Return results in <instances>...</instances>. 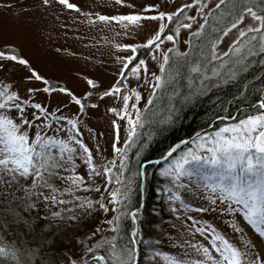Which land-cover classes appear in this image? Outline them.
Listing matches in <instances>:
<instances>
[{
    "label": "snow or ice",
    "instance_id": "snow-or-ice-1",
    "mask_svg": "<svg viewBox=\"0 0 264 264\" xmlns=\"http://www.w3.org/2000/svg\"><path fill=\"white\" fill-rule=\"evenodd\" d=\"M14 2L15 0H0V7L7 8ZM56 2L67 9L80 11L79 5L70 2V0H56ZM205 2L206 0H190L187 4L181 3L175 7L174 11L167 10L163 4L157 2L143 6L149 10L148 12L130 11L126 14L116 15L86 13L90 19L131 22L133 26H138L141 29L146 27L145 20L159 22L158 26L150 31L141 44L117 43L115 45L116 48L130 49L132 55L123 57L121 67L117 71V82L112 83L106 90H100L96 95V102L92 105L94 108L97 107L100 98L110 94H119L123 88L124 91L121 94L123 109L113 107L108 108V111L127 118L130 128L129 139L132 138V134L136 132L137 126L142 120L141 113L135 103L131 104L135 116L127 111L130 93L137 99L140 97V92L136 91L135 86L130 87V82L125 83L124 71L130 67L128 61H131L132 56L136 55L139 47L150 45L159 49L162 33L167 26L166 21H173L177 13L183 17L185 13L182 10L192 5H200L196 10L203 15ZM116 3L125 4L126 0H116ZM224 3L225 0H217L213 8L220 10ZM51 6H54V0H38V2L28 3L27 7L21 2L17 5V10L26 12L30 8ZM130 6L135 7L134 5ZM209 11L211 12V10ZM245 13L251 17V21L238 29V35L229 45V51L238 55V59L232 62L229 78H234L239 72L246 69L245 56L264 53V12L258 14L254 8L244 7L242 12L227 22L225 27L217 28L216 31L220 35L227 34L230 29L241 25L245 19ZM213 15L214 19L222 20L225 13ZM187 20L193 21L195 17L188 16ZM175 22L176 33L179 32L181 26L190 27L188 23L181 25L178 18ZM127 26L128 24L125 23V27ZM203 28L204 22L200 24L194 34L199 36ZM192 34L190 33V35ZM174 38L173 33L166 36L169 41H173ZM219 40L220 36H217L211 42L212 60H219L216 55V44L219 43ZM177 55L182 56L183 53L177 50ZM220 55L227 57L228 53L221 52ZM168 62L169 53L165 51L160 63L161 74H152V79L155 81L151 85L153 92L164 82L163 72ZM228 62L227 59L219 61L221 66ZM133 63L134 66L131 67L129 75L139 76V69L142 67L147 71L145 60L140 59L139 63ZM17 70H20L19 81L11 79V73ZM201 71L199 61L191 65L190 72L200 73ZM211 75L217 76L218 82H224L220 79L216 68H213ZM0 77L8 80V82L0 80V235H15V242L11 245L0 244V257L3 258L0 259V264H96V260L88 254L93 251V248H100L106 244L111 245L108 251L115 264H137L138 249L135 245L137 244L138 229L135 227L131 229L132 238L119 247L113 243L117 237L112 236L107 240L97 241L93 248L85 246L80 255L71 249L61 247L56 233L53 231L54 223L57 224V228L59 227L58 218L61 217V214L59 211H51L52 205L69 203L71 199L82 200V197L74 195L78 188L96 187L98 189L100 187L99 185L85 184L84 177L75 170L74 155L83 158L89 169V178L95 174V169L99 167L93 163L91 150L88 146L72 134L79 131L77 125L84 121L88 115L85 111L86 106L82 102V96L77 95L71 87L63 84L54 87L51 77L34 67L32 61L21 54L14 43L6 42L0 46ZM84 79L87 85L93 86V91H95L99 80L88 76H85ZM201 79L204 77L201 76ZM13 84L16 86L13 87ZM93 91H85L83 97L92 100ZM200 91L197 88L189 92L183 97L184 101L191 103ZM57 92L64 94L66 99H57L55 97ZM43 93L49 95L45 97L42 95ZM35 97H39L40 102H37ZM151 100L152 97L149 96L148 102L151 103ZM66 101L74 102L79 107V111L71 119L62 114L58 115L60 108L67 106ZM172 111V109L169 110V114L163 118L162 122H175ZM77 116H79V120L76 118ZM216 118L219 119V117ZM60 120H67L68 125L71 126L68 128L69 135L66 139L46 134L47 126L54 122L57 125L56 130L59 131ZM224 120L229 122H222L218 128L211 132L197 134L192 141L194 147L181 150L179 155L172 158L170 164L160 169V173L162 176L171 177L174 186L187 188L191 192H195L199 188L209 193L207 199L210 201V205L199 207L197 211L239 214L253 232L250 235L246 234L243 225L236 220L235 216H230L231 227L240 233L241 243L237 244L222 234L208 220L199 221L200 227H196V219L189 217L192 224L188 226V230L194 229L201 235L210 232V246L199 244V248L196 249L202 257L199 259L187 256L180 258L167 251L148 249V252L153 253L154 256L164 258L165 264H264V255H262L264 254V99L258 100L255 106H248L246 113L239 119L225 116ZM112 124L115 125L116 121L113 120ZM31 128H34L32 134L29 132ZM118 138L117 135L116 139ZM69 141L78 143L81 151L75 152ZM128 142L125 140V145ZM54 147L59 150L53 151ZM112 147L120 155L119 168L122 172L125 167L122 155L124 150L118 148L115 143ZM176 148L178 145L170 146L164 155L173 153ZM112 171L109 166L103 167V172L108 174L106 179L109 182H112L113 179L117 182L116 187L110 190L109 196L114 205V211H118L107 223L112 229L119 230L118 221L125 212L120 202H127L130 198L129 186L131 182H128V186L120 184L119 181L124 177L120 175V172H117L113 177ZM193 184L196 185V188L192 187ZM164 191H168V188L165 187ZM65 193L69 195L68 200L63 197ZM170 199L179 200L180 207L185 210L194 207L192 203H185L179 194H173ZM97 203L101 209L107 211V206L103 203V195ZM79 207L91 210L93 202L83 200ZM131 211L136 213L137 209L132 208ZM132 218L135 220L137 217L133 215ZM68 219L75 222L78 216L73 214ZM204 225H208V227L205 228ZM89 235H95V233L90 232ZM186 246L187 244L181 245V247ZM95 257L98 258L100 264H103L107 259L99 251L95 252Z\"/></svg>",
    "mask_w": 264,
    "mask_h": 264
},
{
    "label": "rangeland",
    "instance_id": "rangeland-1",
    "mask_svg": "<svg viewBox=\"0 0 264 264\" xmlns=\"http://www.w3.org/2000/svg\"><path fill=\"white\" fill-rule=\"evenodd\" d=\"M21 2L27 7L28 3L38 2V0H15L7 8L0 7V46L6 42L14 43L16 49L25 55L26 58H29L34 67L46 76L51 77L54 87H58L56 85L60 83L71 87L77 95H81L82 102L86 106L85 111L88 113L86 119L77 125L79 131L72 134L76 135L78 140H82L88 146L91 150L93 163L99 165V167L95 169V174L89 178V169L83 158L79 155H74L73 159L76 161L75 170L84 177L83 182L85 184L99 185L100 187L98 189L96 187L88 189L78 188L74 195L82 197V200L71 199L69 203L52 205L50 209L51 211H59L61 214V217L58 218L59 227L57 228L56 223L53 224V231L56 233V238L61 247L71 249L77 255H80L85 246L93 248L97 241L101 239L107 240L112 236H116L117 230L112 229L107 221L116 214L109 192L116 187L117 182L113 179V184H109L110 182L106 179L108 174L103 172V167H111L113 177H115L117 172H120V155L113 150L112 145L115 143L118 148L124 150V141L129 140L128 132L130 131L126 117L117 116L108 111V108L113 107L123 109L121 96L124 91L123 88H121L119 94H110L107 97L100 98L97 102V107L94 108L92 105L96 102V95L100 90H106L112 83L117 82V71L121 67L123 57L132 55L130 49L116 48L115 45L117 43L141 44L144 38L159 23L156 20H145L144 24L146 27L141 29L138 26H133L131 22L90 19L86 13L116 15L126 14L130 11L148 12L149 10L143 6L157 2L163 4L167 10L174 11L175 7H178L181 3L187 4L190 0H130V2L126 0L125 4H117L116 0H70V2H75L79 5L80 11L67 9L54 0V6L30 8L26 12H19L17 5ZM216 3L217 0H206L203 6V15L196 10L200 5H192L187 9H183L182 11L185 15L179 18L180 24L188 23L190 27L181 26L179 32L176 33L177 25L175 22L173 24L174 40L169 41L165 36L161 39L159 49L153 47L151 52L142 58L145 60L147 71L142 67L139 69V76H131L129 73L131 72V67L134 66L132 65L127 73H124L126 77L125 83L130 82L129 86H135L136 91L140 92L138 99L130 93L127 111L133 116H135V111L131 109V104L135 103L137 105L142 116L146 109L145 105L149 103L148 97L153 94L151 85L155 83L152 79V74H161L160 63L164 52L170 50L177 53L178 50L180 53H187L190 47V33L194 34L202 22L205 25V18L207 21L208 15L211 13L209 10H212L213 5ZM262 12L264 11H259L258 14ZM244 15L245 19L241 25H237L236 28H232L227 34L222 35L219 43L216 44V55L219 60L214 61H216L215 68L218 72L221 68L229 65L232 59L238 58V55H234L229 51V45L238 35V29L251 21V17L248 14L245 13ZM188 16H194L195 20H187ZM168 22L166 21V25ZM125 23L128 24L127 27H125ZM221 52L228 53L227 57L221 56ZM135 56H132V59ZM249 57L245 56V60ZM225 59L229 62L221 66L219 61ZM136 63H139V61ZM85 76L99 80V84L95 86V91H93V86L87 85L84 79ZM229 77L230 75H227L223 77V80L230 79ZM19 78L20 70L11 73L12 80L19 81ZM0 80L8 82L6 78L0 77ZM12 86L15 87L16 85L13 84ZM187 87L191 89L190 85H187ZM198 88L201 91L205 90V87ZM85 91H93L92 100L83 97ZM42 95L46 97L49 94L43 93ZM55 97L57 99H66L64 94L58 92L55 93ZM34 99L40 102L39 97ZM66 104V107L60 108L58 115L62 114L71 119L79 111V107L74 102L66 101ZM76 118L79 120V116ZM113 120L116 121L115 125L112 124ZM59 126V131L56 130V122L47 126L48 132L46 134H51L59 139H66L69 135L68 128L71 126L68 125L67 120H60ZM211 131L213 130H205L204 132ZM29 132L30 134L34 133V128L29 129ZM117 135L118 139H116ZM194 138L192 139L194 140ZM69 143L73 145L75 152L81 151L78 143L74 141H69ZM191 147H194V145L191 144L186 148ZM58 150V148H53V151ZM122 155L124 157V151ZM171 161L172 158L166 165L170 164ZM67 174L66 172L65 175L67 176ZM163 179L166 183L162 186L163 188L167 187L168 191L172 192V195L179 194L185 203L194 205L191 209H182V211L175 212L178 221L169 220L163 224L161 244L177 257L183 258L187 256L192 259H199L202 258L201 254L196 251L199 248V244L210 246L209 237L211 233L208 232L198 236L199 232L194 229L189 231L188 226L192 224V220L188 219L189 217L196 219V227H200L199 221L208 220L222 234L237 244L241 243L239 240L240 233L234 229L230 230V216H235L236 220L245 228L246 234L250 235L253 232L239 214L219 211L211 213L197 211L199 207L210 205V201L207 199L209 193L204 192L203 189L197 188L195 192H191L187 188L174 186L171 182L172 178L169 176H163ZM106 184L107 187H105ZM192 187L196 188V185L193 184ZM101 195H103V203L107 206V211L101 209L97 203ZM63 197L65 200L69 199L67 193L63 194ZM83 200H91L93 202L91 210L79 207ZM224 206L226 207L227 205ZM73 214L78 216L75 222L68 219ZM138 215L141 216V212ZM204 227L207 228L208 225H204ZM90 232L95 233V235H89ZM177 241L179 243H176ZM184 244H187V246L181 247ZM135 246L139 251L138 245L136 244ZM110 247L111 245L106 244L100 248H93V251L88 255H91L96 260V264H100L98 258L95 257V252L99 251L101 255L107 258L103 264H108L109 261L115 264V261L111 260L108 251ZM145 254L146 252L144 254L138 253L137 264H165L164 258L153 254Z\"/></svg>",
    "mask_w": 264,
    "mask_h": 264
},
{
    "label": "trees",
    "instance_id": "trees-1",
    "mask_svg": "<svg viewBox=\"0 0 264 264\" xmlns=\"http://www.w3.org/2000/svg\"><path fill=\"white\" fill-rule=\"evenodd\" d=\"M244 7H252L258 12L264 11V0H225L220 10H211L201 34L191 35L187 53L181 56L168 51L169 62L163 72L164 82L153 92L151 103H148L141 116L142 122L128 140V144L124 145L125 167L120 172L124 179L119 183L128 186V182H131V196L127 202H120L125 212L118 221L120 227L116 232L117 247L132 238L131 229L135 227L138 229L136 239L139 254H153L148 252L149 248L173 254L161 244L163 224L169 220L176 221L175 212L184 208L180 207L179 200L170 199L171 191H164L165 187L162 186L166 183L160 169L171 158L179 155L181 150L191 145L192 138H196L197 134L214 130L222 122H228L224 120L225 116L240 118L246 113L248 106H255L258 100L264 99V63H261L264 61V53L246 58V69L223 83L210 75L216 67V61L211 58V42L217 36H222L216 29L225 27ZM221 12L225 13L223 19H214L213 14L220 15ZM180 17L178 13L173 21L168 22L162 39L167 34L174 33L173 24ZM152 48L150 45L139 47L136 56L129 62L130 67L134 65L133 62L147 56ZM237 59H232L229 65L219 70L220 79L230 75L232 62ZM198 61L202 71L190 72L191 65ZM59 85L57 83L56 86ZM198 87H205V90L200 91L191 103H186L183 97ZM170 109L173 110L175 122H162ZM181 141L184 143L181 144ZM172 145H178V148L166 157L164 153ZM111 183L113 184H109ZM132 208H136L137 212L132 213ZM139 212L141 216L138 215ZM133 215L137 217L135 220ZM232 229L230 225V230ZM198 236H201L200 233ZM14 242V234L0 235V244L11 245ZM108 264L113 263L109 261Z\"/></svg>",
    "mask_w": 264,
    "mask_h": 264
},
{
    "label": "bare ground",
    "instance_id": "bare-ground-1",
    "mask_svg": "<svg viewBox=\"0 0 264 264\" xmlns=\"http://www.w3.org/2000/svg\"><path fill=\"white\" fill-rule=\"evenodd\" d=\"M130 62V61H129ZM129 64V63H128Z\"/></svg>",
    "mask_w": 264,
    "mask_h": 264
}]
</instances>
